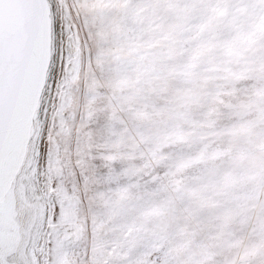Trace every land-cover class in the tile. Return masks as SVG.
Listing matches in <instances>:
<instances>
[{
    "label": "snow or ice",
    "instance_id": "snow-or-ice-1",
    "mask_svg": "<svg viewBox=\"0 0 264 264\" xmlns=\"http://www.w3.org/2000/svg\"><path fill=\"white\" fill-rule=\"evenodd\" d=\"M0 264H264V0H0Z\"/></svg>",
    "mask_w": 264,
    "mask_h": 264
}]
</instances>
